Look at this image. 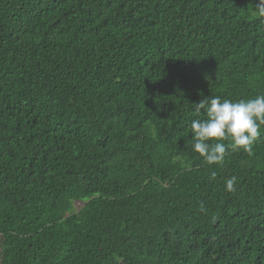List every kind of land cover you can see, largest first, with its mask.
Here are the masks:
<instances>
[{
  "label": "trees",
  "instance_id": "obj_1",
  "mask_svg": "<svg viewBox=\"0 0 264 264\" xmlns=\"http://www.w3.org/2000/svg\"><path fill=\"white\" fill-rule=\"evenodd\" d=\"M256 2L0 0V264H264V128L190 131L264 94Z\"/></svg>",
  "mask_w": 264,
  "mask_h": 264
},
{
  "label": "clouds",
  "instance_id": "obj_2",
  "mask_svg": "<svg viewBox=\"0 0 264 264\" xmlns=\"http://www.w3.org/2000/svg\"><path fill=\"white\" fill-rule=\"evenodd\" d=\"M255 15L264 22V0H257ZM195 112L201 110L204 119H193L190 122L191 146L209 165L224 162L229 148L251 154L252 145L261 137L264 128V94L248 99H221L219 96L205 97L194 104ZM229 141V144L224 143ZM212 171L210 179L216 180ZM237 177L231 176L224 181L225 191L236 190ZM201 211L204 206L201 204Z\"/></svg>",
  "mask_w": 264,
  "mask_h": 264
},
{
  "label": "rangeland",
  "instance_id": "obj_3",
  "mask_svg": "<svg viewBox=\"0 0 264 264\" xmlns=\"http://www.w3.org/2000/svg\"><path fill=\"white\" fill-rule=\"evenodd\" d=\"M80 205H81V204H79V203H78V204H76V208H78Z\"/></svg>",
  "mask_w": 264,
  "mask_h": 264
}]
</instances>
